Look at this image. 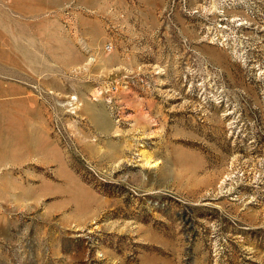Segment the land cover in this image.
I'll use <instances>...</instances> for the list:
<instances>
[{
    "label": "rangeland",
    "instance_id": "374dc122",
    "mask_svg": "<svg viewBox=\"0 0 264 264\" xmlns=\"http://www.w3.org/2000/svg\"><path fill=\"white\" fill-rule=\"evenodd\" d=\"M0 264H264V0H0Z\"/></svg>",
    "mask_w": 264,
    "mask_h": 264
}]
</instances>
